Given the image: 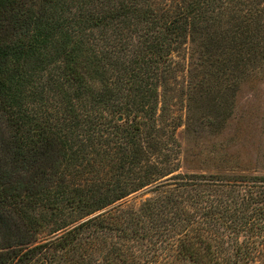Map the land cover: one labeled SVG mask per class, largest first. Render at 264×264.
Masks as SVG:
<instances>
[{
  "label": "trees",
  "instance_id": "16d2710c",
  "mask_svg": "<svg viewBox=\"0 0 264 264\" xmlns=\"http://www.w3.org/2000/svg\"><path fill=\"white\" fill-rule=\"evenodd\" d=\"M141 1L0 0V264H264V174H174L197 56L264 48L256 2Z\"/></svg>",
  "mask_w": 264,
  "mask_h": 264
},
{
  "label": "rangeland",
  "instance_id": "374dc122",
  "mask_svg": "<svg viewBox=\"0 0 264 264\" xmlns=\"http://www.w3.org/2000/svg\"><path fill=\"white\" fill-rule=\"evenodd\" d=\"M189 1L151 0L150 5L176 10ZM254 2L253 13L264 22V0ZM145 4L148 3L143 0L140 3ZM190 46L188 41L185 48L174 52V62L187 65ZM210 51L209 61L197 56V88L190 110L179 103L174 107L175 115L182 118L176 130L180 153L175 161L179 169L174 174L223 176L245 168L264 174V48L244 53L239 48L221 49L215 45ZM184 75L180 72L176 79L181 85ZM144 192L132 194L120 203L131 202L136 196L134 202L138 204L148 196Z\"/></svg>",
  "mask_w": 264,
  "mask_h": 264
},
{
  "label": "water",
  "instance_id": "95a60500",
  "mask_svg": "<svg viewBox=\"0 0 264 264\" xmlns=\"http://www.w3.org/2000/svg\"><path fill=\"white\" fill-rule=\"evenodd\" d=\"M118 120H121L120 118H118Z\"/></svg>",
  "mask_w": 264,
  "mask_h": 264
}]
</instances>
